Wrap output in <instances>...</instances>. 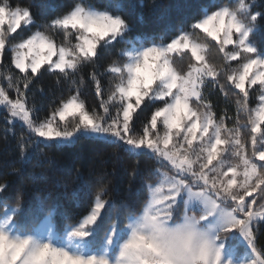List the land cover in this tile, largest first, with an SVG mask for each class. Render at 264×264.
I'll list each match as a JSON object with an SVG mask.
<instances>
[{
	"label": "snow or ice",
	"instance_id": "6c2138e0",
	"mask_svg": "<svg viewBox=\"0 0 264 264\" xmlns=\"http://www.w3.org/2000/svg\"><path fill=\"white\" fill-rule=\"evenodd\" d=\"M49 8L0 0L5 138L16 122L26 127L21 160L83 141L126 153L129 187L143 182L144 197L121 199L109 173L77 168L64 183L91 195L85 211L74 218L41 196V219L2 180L0 264H264V48L252 39L264 4L213 3L167 39L136 41L119 5ZM46 76L69 87L44 112L32 89L44 93Z\"/></svg>",
	"mask_w": 264,
	"mask_h": 264
},
{
	"label": "trees",
	"instance_id": "16d2710c",
	"mask_svg": "<svg viewBox=\"0 0 264 264\" xmlns=\"http://www.w3.org/2000/svg\"><path fill=\"white\" fill-rule=\"evenodd\" d=\"M18 3L30 4L32 0H17ZM39 2V0H38ZM52 10L63 12L67 10L74 0H45ZM227 2V0H85V3H93L97 7L119 5L126 12V19L133 26L131 39L136 41L137 37L141 40L146 37L156 39H167L175 33L179 26H187L194 18L203 14L206 6L213 3ZM264 4V0H259ZM55 14V13H53ZM57 41L62 39V35L54 33ZM252 39L264 48V26H261ZM110 58H117L115 50L109 56L102 59L101 63H106ZM235 63V62H234ZM88 69L84 70L87 77ZM55 78L46 76L39 80V86L45 91L41 93L33 86L35 93V103L44 112L48 111L51 100L59 97L61 93L67 95L69 85L63 83L57 85ZM238 91V90H237ZM85 94L92 102L94 93L91 83ZM217 104V110L223 106L224 102L213 97ZM59 100L57 99V103ZM255 101H253V106ZM233 105H229L230 110ZM7 115L3 106H0V181H10L7 195L14 196L17 192L25 193L24 213L27 215L32 212L43 219V213L39 210L38 198L41 196L49 197L59 206V211L68 210L74 218L79 217L87 208L91 195L84 190H80L73 196V189L77 187L75 183H70L65 187V181H73L76 169L81 168L85 173L92 172L98 174L101 171L109 173V178L113 181L121 199L139 204L144 197V183L135 181L129 187L130 170L133 167V157L123 154V159L110 155L111 149L101 143L83 141L74 147H52L44 149L47 155H41L39 151L33 153L30 158L21 160L18 149L17 139L19 135H28L25 126L20 122L15 124V135L9 133L7 139L4 132V116ZM43 148V145H41ZM147 160V158H142ZM153 168L158 167L154 161H148ZM21 168L22 174L13 173V168ZM57 223L62 226V220L57 217Z\"/></svg>",
	"mask_w": 264,
	"mask_h": 264
}]
</instances>
